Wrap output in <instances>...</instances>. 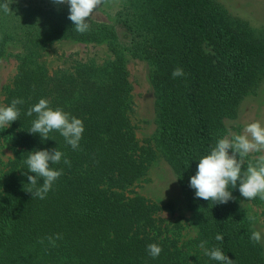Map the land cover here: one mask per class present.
<instances>
[{
	"label": "trees",
	"instance_id": "1",
	"mask_svg": "<svg viewBox=\"0 0 264 264\" xmlns=\"http://www.w3.org/2000/svg\"><path fill=\"white\" fill-rule=\"evenodd\" d=\"M9 8L11 14L0 10V60L10 46L20 52L3 106L14 98L24 103L17 105L18 120L0 128V142L13 151L7 163L0 160V264H221L204 255L201 241L234 264H264L262 244L250 240L256 229L239 185L229 189L233 199L226 204L196 198L189 187L199 158L225 137V122L264 85V29L232 15L219 0H127L111 23L89 17L83 34L68 20L66 4L12 0ZM60 41L104 43L111 57L49 71L40 57ZM129 56L152 68L156 151L140 145L129 117ZM177 67L184 75L173 78ZM42 98L82 120L78 150L57 131L44 141L29 133L36 114L25 113ZM52 148L64 157L50 167L63 174L39 199L28 192L27 176L34 174L24 161L33 150ZM158 154L174 173L198 230L189 242L181 241L177 224L171 228L158 216L161 205L127 195ZM250 201L264 205L259 197ZM57 234L62 239L53 247L46 237ZM152 243L162 248L155 259L147 252Z\"/></svg>",
	"mask_w": 264,
	"mask_h": 264
},
{
	"label": "rangeland",
	"instance_id": "2",
	"mask_svg": "<svg viewBox=\"0 0 264 264\" xmlns=\"http://www.w3.org/2000/svg\"><path fill=\"white\" fill-rule=\"evenodd\" d=\"M127 0H105L90 16L94 21L111 23L117 8ZM219 2L234 16L248 22L256 29H264V0H219ZM20 52L18 46L6 49L0 60V105H4L5 92L11 87L18 71L15 55ZM111 57L104 43H81L76 41H60L49 46L40 60L49 71L68 69L71 71L78 62H93L101 64ZM126 69L132 86V110L129 117L135 126V133L140 145L149 144L157 150L156 128L154 125V96L150 86L151 66L143 60L127 57ZM259 121L264 125V85L256 96L244 99L235 119L225 122L226 135L242 134L246 124ZM159 150V149H158ZM231 154V150H229ZM261 152L249 153L244 157L245 168L248 161L255 163V157ZM13 158V151L6 143L0 142V160L7 163ZM238 158V157H237ZM127 195H139L148 201L162 206L158 216L170 225L176 226V231L182 242H189L198 235L197 228L191 223V214L186 209L180 186L172 170L167 165L164 156L158 154L149 166L146 175L127 191ZM248 216L255 217L253 224L256 231L261 232L264 248V205L245 200ZM183 222V223H181Z\"/></svg>",
	"mask_w": 264,
	"mask_h": 264
},
{
	"label": "clouds",
	"instance_id": "3",
	"mask_svg": "<svg viewBox=\"0 0 264 264\" xmlns=\"http://www.w3.org/2000/svg\"><path fill=\"white\" fill-rule=\"evenodd\" d=\"M55 4H66L68 6V20L74 24L76 32L83 34L90 29L87 23L93 12L105 2V0H53ZM12 0H4L0 3V10L6 14H11L9 5ZM184 75L182 68H175L172 77ZM24 101L14 98L8 106L0 105V128L9 127L12 122L18 120L20 109L17 105H22ZM36 118L31 122L30 134H39L41 140H48L49 133L59 132L67 145L75 151L80 148V141L84 132L82 120L70 116L61 108L55 109L49 106L47 99H40L38 103L30 107L25 115ZM231 138L224 137L216 141L210 148L209 153L199 158L196 172L189 178V187L195 190V197L212 201L214 204H226L233 199L231 189H237L246 200L259 197L264 201V154L255 157V163L247 162L245 168L244 157L249 153H264V125L259 121H253L245 125L242 134H229ZM231 150V154H229ZM64 153L57 148L46 150H33L29 152L24 163L27 171L34 175H28L29 193L39 199H45L51 190L54 182L63 174V170H56L50 165L59 164ZM238 157V158H237ZM65 165L71 166L70 161L65 158ZM243 168V170H242ZM42 178V184L38 186V179ZM34 189V191H33ZM251 222H255V217L249 216ZM183 223V222H181ZM261 232L252 231L250 240L254 243L261 241ZM48 243L55 247V241L62 239L57 234L54 237H46ZM215 239L223 242V235L217 234ZM44 241L41 240L40 243ZM207 241H201L199 247L204 249V255L221 262V264H234L219 248H206ZM147 252L153 258H157L162 252V248L155 244L147 245Z\"/></svg>",
	"mask_w": 264,
	"mask_h": 264
}]
</instances>
